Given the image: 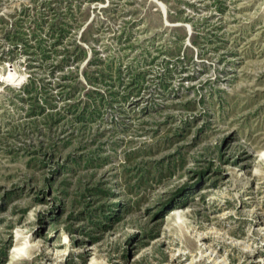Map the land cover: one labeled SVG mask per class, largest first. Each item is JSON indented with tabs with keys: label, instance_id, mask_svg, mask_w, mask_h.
<instances>
[{
	"label": "rangeland",
	"instance_id": "1",
	"mask_svg": "<svg viewBox=\"0 0 264 264\" xmlns=\"http://www.w3.org/2000/svg\"><path fill=\"white\" fill-rule=\"evenodd\" d=\"M0 264H264V0H0Z\"/></svg>",
	"mask_w": 264,
	"mask_h": 264
},
{
	"label": "trees",
	"instance_id": "2",
	"mask_svg": "<svg viewBox=\"0 0 264 264\" xmlns=\"http://www.w3.org/2000/svg\"><path fill=\"white\" fill-rule=\"evenodd\" d=\"M105 75H106V73H105V71H101V77H105ZM90 77L92 78V77H94V75H90L89 76V79H90ZM139 77H141V74H136V82H139L140 80H139ZM31 86V84L30 85H28L27 87L28 88H31L30 87ZM27 88V90L29 91V89ZM96 92V95H94V94H92V93H90V95L91 96H93L94 97V101H91L90 103H88L87 102V100H89V99H87L84 103V107H82V109L79 111L80 113H79V115H77V116H75V119H83V118H85V116L87 117H90V116H93V114H95L96 112H99L100 111V108L104 105V103H106V101L108 102L110 99H108V97H106L103 93H101V92H99V91H95ZM98 95V99L97 100H95L96 99V96ZM124 98H126L127 97V95H122ZM70 106V105H69ZM37 107H40V111H43L42 109H41V105H39V104H35V107L34 108H37ZM53 111H51V113H47L48 114V116L49 117H51V118H53L54 117V115H55V113L53 114L52 113ZM46 115V114H45ZM49 127H51V125L49 126Z\"/></svg>",
	"mask_w": 264,
	"mask_h": 264
},
{
	"label": "bare ground",
	"instance_id": "3",
	"mask_svg": "<svg viewBox=\"0 0 264 264\" xmlns=\"http://www.w3.org/2000/svg\"><path fill=\"white\" fill-rule=\"evenodd\" d=\"M10 81H14V83H19V78H14V76L10 78ZM16 249V248H15ZM18 252V251H17ZM19 254V253H18Z\"/></svg>",
	"mask_w": 264,
	"mask_h": 264
}]
</instances>
